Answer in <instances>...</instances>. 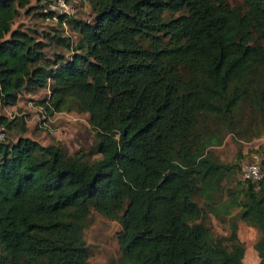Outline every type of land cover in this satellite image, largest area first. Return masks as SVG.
<instances>
[{
  "label": "trees",
  "instance_id": "16d2710c",
  "mask_svg": "<svg viewBox=\"0 0 264 264\" xmlns=\"http://www.w3.org/2000/svg\"><path fill=\"white\" fill-rule=\"evenodd\" d=\"M27 3L0 0V107L48 88L46 113L88 114L98 157L4 136L0 264H91L82 240L90 208L119 223L131 264H244L235 223L210 239L192 196L220 191L226 168L204 152L213 140L203 120L264 107V0H88L90 21L65 20L78 35L73 52L50 62L41 41L10 28ZM13 123L0 115L3 128ZM240 182L227 205L206 207L235 208L257 230L264 264V177Z\"/></svg>",
  "mask_w": 264,
  "mask_h": 264
},
{
  "label": "rangeland",
  "instance_id": "374dc122",
  "mask_svg": "<svg viewBox=\"0 0 264 264\" xmlns=\"http://www.w3.org/2000/svg\"><path fill=\"white\" fill-rule=\"evenodd\" d=\"M230 5H241V0H226ZM41 2L28 0L27 5L20 9L13 19L10 28L28 32L34 39L44 44V61L50 62L55 56L68 58L78 35L71 29L70 23L54 22L42 18ZM71 10V18L80 21L92 19L88 0H67ZM59 38L69 39L70 48L58 41ZM48 88L33 93L20 92L14 106L0 107V115L14 120L10 128H4L5 142H14L18 136L31 138L41 145L59 147L65 155L77 153L85 159L98 157L94 153L95 137L89 124L87 113L74 112L66 109L48 114L43 105L48 99ZM20 118V127L16 120ZM202 125L206 136L211 137L213 144L205 147V153L213 161L226 165L220 191L210 194L209 198L193 194L192 200L200 207L202 221L209 231L210 239L228 236L230 224L235 223L236 235L246 249V256L255 253L254 242L258 237L257 230L235 217L236 209L231 208L229 214L214 215L206 205L219 209L228 204L229 194L240 188V164L246 160L251 146H264V107L255 104L239 107L224 121L221 117L203 120ZM254 143H251V142ZM230 191V192H229ZM237 194V192L235 193ZM198 222V221H196ZM120 225L116 220L109 219L92 208L84 221L82 240L88 253L87 261L91 264H131L121 258L116 232ZM228 250L229 242H222Z\"/></svg>",
  "mask_w": 264,
  "mask_h": 264
},
{
  "label": "built area",
  "instance_id": "2783aa9c",
  "mask_svg": "<svg viewBox=\"0 0 264 264\" xmlns=\"http://www.w3.org/2000/svg\"><path fill=\"white\" fill-rule=\"evenodd\" d=\"M41 12L45 14L46 20L60 22L62 25L65 24L66 18L71 16L67 0H44ZM3 139L4 128L0 125V141ZM251 147L246 160L240 164V178L256 183L264 177V146L253 145Z\"/></svg>",
  "mask_w": 264,
  "mask_h": 264
},
{
  "label": "crops",
  "instance_id": "0c3cea01",
  "mask_svg": "<svg viewBox=\"0 0 264 264\" xmlns=\"http://www.w3.org/2000/svg\"><path fill=\"white\" fill-rule=\"evenodd\" d=\"M257 261H258V258H257L256 253H254L253 256L247 258L246 249H244L243 258H242V262L244 264H256Z\"/></svg>",
  "mask_w": 264,
  "mask_h": 264
}]
</instances>
